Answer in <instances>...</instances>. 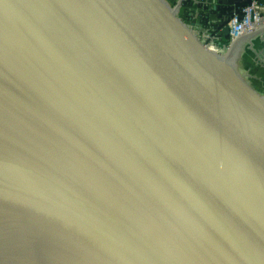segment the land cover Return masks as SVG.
Instances as JSON below:
<instances>
[{
  "label": "water",
  "instance_id": "water-1",
  "mask_svg": "<svg viewBox=\"0 0 264 264\" xmlns=\"http://www.w3.org/2000/svg\"><path fill=\"white\" fill-rule=\"evenodd\" d=\"M181 3L0 0V264H264V22L217 60Z\"/></svg>",
  "mask_w": 264,
  "mask_h": 264
},
{
  "label": "crops",
  "instance_id": "crops-1",
  "mask_svg": "<svg viewBox=\"0 0 264 264\" xmlns=\"http://www.w3.org/2000/svg\"><path fill=\"white\" fill-rule=\"evenodd\" d=\"M192 2L196 3V12L194 13L193 20H195L194 18L196 15L199 20H202L207 16L206 14H208V17L215 22L219 20V15L216 11L219 5L227 4L226 6H230V4L224 0H191V4ZM191 14L193 15V12H191ZM189 18H191V16ZM200 25L207 27V30H213L216 38L221 40H223V37L226 35L223 31V23L216 25L215 28H211V26L203 23H200ZM242 45L243 49L236 59L237 68L240 70L238 74L244 81L249 80L247 82L249 88L253 92L264 97V28L244 38Z\"/></svg>",
  "mask_w": 264,
  "mask_h": 264
},
{
  "label": "built area",
  "instance_id": "built-area-1",
  "mask_svg": "<svg viewBox=\"0 0 264 264\" xmlns=\"http://www.w3.org/2000/svg\"><path fill=\"white\" fill-rule=\"evenodd\" d=\"M264 19V0H245L241 3L238 0L232 9V14L227 18L223 28L228 26L229 30L221 40L216 38L213 30H207V27L197 26L193 16L189 18V22L195 24V27L199 33H201L203 40L209 46L210 44L215 45L220 52H225L228 46L234 41L235 38L240 36L242 33L253 29ZM219 46H222L220 48ZM226 46V47H224Z\"/></svg>",
  "mask_w": 264,
  "mask_h": 264
},
{
  "label": "rangeland",
  "instance_id": "rangeland-1",
  "mask_svg": "<svg viewBox=\"0 0 264 264\" xmlns=\"http://www.w3.org/2000/svg\"><path fill=\"white\" fill-rule=\"evenodd\" d=\"M165 2L168 4V6H171V7H174L178 0H165ZM189 2V3H188ZM191 1L189 0H182V3L181 5L179 6V11H178V14H177V17H181V20H179L180 22H184V21H187L188 24H191L188 20H189V17L190 16H194V13L196 12L195 11V7H196V3L195 2H192V4L190 3ZM191 12H193V15L191 14ZM195 19V23L197 24V26L200 25V23H202V21L199 20L198 16L196 15V17L194 18ZM201 26V25H200ZM205 42V41H204ZM243 45H241V48L239 49L237 55H236V59L239 57V54L240 52L242 51ZM220 48H222V46H219ZM226 47V46H224ZM213 50V47H211ZM227 49V48H225ZM215 51V49H214ZM217 51V49H216ZM223 53V52H221ZM236 64H237V61H236ZM237 72L240 73V70L237 68ZM249 81V80H246V82ZM248 84V82H247Z\"/></svg>",
  "mask_w": 264,
  "mask_h": 264
},
{
  "label": "trees",
  "instance_id": "trees-1",
  "mask_svg": "<svg viewBox=\"0 0 264 264\" xmlns=\"http://www.w3.org/2000/svg\"><path fill=\"white\" fill-rule=\"evenodd\" d=\"M189 1H191V0H189ZM240 2L243 3V2H245V0H240ZM226 5L227 4L219 5V7L216 10L218 12V15H219V20L214 22L208 17V14H206L207 16H205L200 21H202V23L205 25L211 26V28L212 27L215 28L216 25H220L221 23L224 24V20H226V17L228 18L232 14L230 6H226Z\"/></svg>",
  "mask_w": 264,
  "mask_h": 264
},
{
  "label": "bare ground",
  "instance_id": "bare-ground-1",
  "mask_svg": "<svg viewBox=\"0 0 264 264\" xmlns=\"http://www.w3.org/2000/svg\"><path fill=\"white\" fill-rule=\"evenodd\" d=\"M263 20L261 22H264ZM211 47H213V50H211L212 49ZM214 49H215V51H214ZM216 49H217V51H216ZM206 53L209 54L210 56H212L213 58H216L217 60L223 59V57L219 55L220 50L213 44H210L208 46V48L206 49Z\"/></svg>",
  "mask_w": 264,
  "mask_h": 264
}]
</instances>
